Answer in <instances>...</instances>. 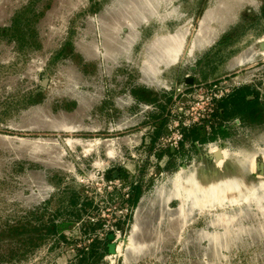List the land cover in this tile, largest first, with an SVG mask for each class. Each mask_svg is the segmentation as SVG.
<instances>
[{"label": "rangeland", "instance_id": "obj_1", "mask_svg": "<svg viewBox=\"0 0 264 264\" xmlns=\"http://www.w3.org/2000/svg\"><path fill=\"white\" fill-rule=\"evenodd\" d=\"M263 9L0 0V264H264Z\"/></svg>", "mask_w": 264, "mask_h": 264}, {"label": "trees", "instance_id": "obj_2", "mask_svg": "<svg viewBox=\"0 0 264 264\" xmlns=\"http://www.w3.org/2000/svg\"><path fill=\"white\" fill-rule=\"evenodd\" d=\"M264 14V9H263ZM226 40V37L223 39ZM260 104V96L258 93H253L252 98L249 99L248 96L243 94H234L231 97H228L227 99L223 100L218 104V107L216 108L215 112V118H222V119H228L230 116H236L241 113L245 112H252L258 105ZM202 125L194 124L190 127V129L185 132V138L186 140H189L191 143L196 142H204V139L202 137ZM181 147H184L183 142L179 143ZM165 154V153H164ZM163 153L159 154V158L164 157ZM167 157L169 159L173 158L172 155H169L166 153ZM136 196L139 195L136 193Z\"/></svg>", "mask_w": 264, "mask_h": 264}, {"label": "bare ground", "instance_id": "obj_3", "mask_svg": "<svg viewBox=\"0 0 264 264\" xmlns=\"http://www.w3.org/2000/svg\"><path fill=\"white\" fill-rule=\"evenodd\" d=\"M227 176H228V174L226 176H224L222 180H227L228 179ZM206 178H207V183L208 184L210 183L211 180H213L214 182H216V184L220 185L219 182H218V178L214 177V174L213 173H209V174L206 173ZM204 182H206V181L204 180ZM204 182L202 181V186L204 185ZM233 183H237V182H233ZM211 184H213V185L216 186V184H214L213 182ZM203 189H204V192H207V190H206L207 187L203 186ZM144 216H145L144 206L141 205L140 206L139 213H138V216H137V222L139 223L140 219L142 217H144Z\"/></svg>", "mask_w": 264, "mask_h": 264}, {"label": "crops", "instance_id": "obj_4", "mask_svg": "<svg viewBox=\"0 0 264 264\" xmlns=\"http://www.w3.org/2000/svg\"><path fill=\"white\" fill-rule=\"evenodd\" d=\"M252 98V97H251ZM250 99V98H249Z\"/></svg>", "mask_w": 264, "mask_h": 264}, {"label": "water", "instance_id": "obj_5", "mask_svg": "<svg viewBox=\"0 0 264 264\" xmlns=\"http://www.w3.org/2000/svg\"><path fill=\"white\" fill-rule=\"evenodd\" d=\"M218 157H219V155H218Z\"/></svg>", "mask_w": 264, "mask_h": 264}]
</instances>
